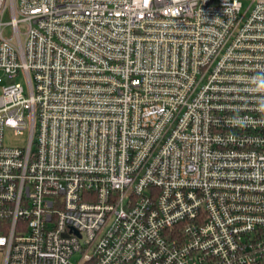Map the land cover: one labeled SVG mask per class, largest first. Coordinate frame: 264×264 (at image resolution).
<instances>
[{
    "label": "built area",
    "instance_id": "2783aa9c",
    "mask_svg": "<svg viewBox=\"0 0 264 264\" xmlns=\"http://www.w3.org/2000/svg\"><path fill=\"white\" fill-rule=\"evenodd\" d=\"M0 264H264V0H0Z\"/></svg>",
    "mask_w": 264,
    "mask_h": 264
},
{
    "label": "rangeland",
    "instance_id": "374dc122",
    "mask_svg": "<svg viewBox=\"0 0 264 264\" xmlns=\"http://www.w3.org/2000/svg\"><path fill=\"white\" fill-rule=\"evenodd\" d=\"M11 81L12 80L10 79L4 78V81L2 82V84H5ZM27 137H28V131H24L23 133L20 134L14 130L7 129L5 130L4 143L8 146L22 145L24 144Z\"/></svg>",
    "mask_w": 264,
    "mask_h": 264
}]
</instances>
